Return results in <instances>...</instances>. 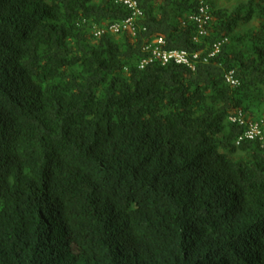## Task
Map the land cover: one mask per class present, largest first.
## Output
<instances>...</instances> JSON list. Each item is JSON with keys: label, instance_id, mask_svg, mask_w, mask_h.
I'll use <instances>...</instances> for the list:
<instances>
[{"label": "trees", "instance_id": "16d2710c", "mask_svg": "<svg viewBox=\"0 0 264 264\" xmlns=\"http://www.w3.org/2000/svg\"><path fill=\"white\" fill-rule=\"evenodd\" d=\"M138 3L94 39L128 11L0 0V264H264V141L230 121H264V0H209L197 43L195 0ZM155 38L193 69H139Z\"/></svg>", "mask_w": 264, "mask_h": 264}, {"label": "built area", "instance_id": "2783aa9c", "mask_svg": "<svg viewBox=\"0 0 264 264\" xmlns=\"http://www.w3.org/2000/svg\"><path fill=\"white\" fill-rule=\"evenodd\" d=\"M198 6V12L189 16L188 21L193 23L196 27V33L193 37L195 43L200 39L206 37L211 22L210 4L209 0H195ZM114 2L128 11V16L120 22H116L110 25H104L102 27H94V36L96 38L103 34H110L119 36L122 34H128L134 37L137 33V22L143 17L142 10L139 6L138 0H114ZM221 43L213 46V51L209 54L212 57L218 53ZM143 51L147 53V58L143 59L139 63V69H144L146 66L158 63L162 66L167 64H174L178 66L188 67L193 69V63L199 59V54H189L186 51L168 50L165 48V42L161 38L152 39L147 45L143 47ZM204 62L206 60L204 59ZM226 81L229 85H237V81L234 80L232 73L226 76ZM230 121L237 122L240 125H246L247 131L244 136L239 139L264 141V121L253 122L246 121L243 115L238 114L236 117L231 118Z\"/></svg>", "mask_w": 264, "mask_h": 264}, {"label": "rangeland", "instance_id": "374dc122", "mask_svg": "<svg viewBox=\"0 0 264 264\" xmlns=\"http://www.w3.org/2000/svg\"><path fill=\"white\" fill-rule=\"evenodd\" d=\"M245 0H211V3L215 9H224L231 11L237 4L244 2ZM256 26V22L252 21L248 24L239 23L235 29L234 34H246L249 33ZM118 40V39H117ZM232 160L242 159V155L230 156Z\"/></svg>", "mask_w": 264, "mask_h": 264}, {"label": "clouds", "instance_id": "9594fccd", "mask_svg": "<svg viewBox=\"0 0 264 264\" xmlns=\"http://www.w3.org/2000/svg\"><path fill=\"white\" fill-rule=\"evenodd\" d=\"M103 26H104V25H103ZM94 27L99 28L100 26H95V25H93L92 28H91V30H90V33L92 34L93 38H94V39H97V38L94 36V30H93ZM119 36H121V35H119ZM98 38H99V37H98ZM256 121L259 122V120H256ZM256 121H255V122H256ZM253 122H254V121H253Z\"/></svg>", "mask_w": 264, "mask_h": 264}]
</instances>
